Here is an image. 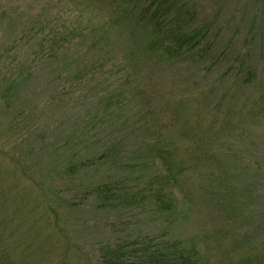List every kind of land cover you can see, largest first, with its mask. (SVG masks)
Returning <instances> with one entry per match:
<instances>
[{
    "label": "rangeland",
    "instance_id": "1",
    "mask_svg": "<svg viewBox=\"0 0 264 264\" xmlns=\"http://www.w3.org/2000/svg\"><path fill=\"white\" fill-rule=\"evenodd\" d=\"M147 1L0 0V264H264V0Z\"/></svg>",
    "mask_w": 264,
    "mask_h": 264
},
{
    "label": "trees",
    "instance_id": "2",
    "mask_svg": "<svg viewBox=\"0 0 264 264\" xmlns=\"http://www.w3.org/2000/svg\"><path fill=\"white\" fill-rule=\"evenodd\" d=\"M172 0H149L142 7L139 12L140 19L147 21L151 24L154 31L164 35V29L170 22V4ZM165 43L167 39H162ZM177 40V49H181V42ZM150 264H196L193 255L184 251H177L175 254L170 255L167 250H163L162 246H158L150 250L147 254Z\"/></svg>",
    "mask_w": 264,
    "mask_h": 264
}]
</instances>
